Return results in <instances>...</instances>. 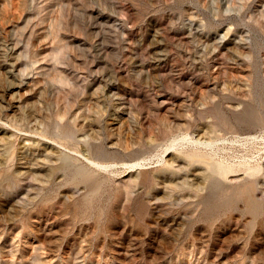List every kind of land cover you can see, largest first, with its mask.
Listing matches in <instances>:
<instances>
[{
	"label": "rangeland",
	"instance_id": "obj_1",
	"mask_svg": "<svg viewBox=\"0 0 264 264\" xmlns=\"http://www.w3.org/2000/svg\"><path fill=\"white\" fill-rule=\"evenodd\" d=\"M262 135L264 0H0V264H264Z\"/></svg>",
	"mask_w": 264,
	"mask_h": 264
},
{
	"label": "bare ground",
	"instance_id": "obj_2",
	"mask_svg": "<svg viewBox=\"0 0 264 264\" xmlns=\"http://www.w3.org/2000/svg\"><path fill=\"white\" fill-rule=\"evenodd\" d=\"M33 135L32 134H29V135L28 134H20L19 136L18 135L17 136L22 141H28V142H30L32 144H35V145H38V146H41L42 145L44 147L45 151H50V153H55L56 155H58V157L60 158V160L63 161V162H67L68 160H76V161H78L80 163H83V164L84 163H87L88 165H90V166H92L94 168H99V169H102V170L109 169V168H113L114 167L113 165L107 166L108 164L107 165H102V164H100V162H97L96 159H94V158H98V156L95 154L96 148L99 147L97 145L89 144V143H87L85 141L84 142L83 141H80L78 143L79 145L76 144V147L78 149H76V151H75V150L70 149V147H67L63 143H60L59 141H56V139L55 140H51L52 142L49 141L51 139V137L50 138L48 136L46 137V135H44L46 140H44L43 138L42 139H38V138H36ZM48 138H49V140H48ZM260 138L264 142V135H262L260 137L259 136H247V137L238 136L236 141H238L240 143L242 141L243 142H251V141H256L257 139H260ZM182 140L183 141L185 140L186 143L188 144V146L189 147H192L193 149H199V148H202V147L203 148H206V147L213 148L216 145L213 142V140H212V142L211 141L209 142L208 140H206V141H208V142H206L203 138L198 137V136H196V138H195L193 136L191 137L190 135L189 136H185L184 135V137L182 138ZM176 143H177V141H173V143L171 144V146L168 147L164 151V154L161 156L162 164L163 163H166L168 161H170L171 163L173 162L174 159L170 155H173L174 152L178 151V149H177L178 146L176 145ZM90 153L93 155V157L90 156L91 155ZM263 158H264V153H263L262 159ZM160 163H161V161H160ZM138 165H139V167H138ZM140 166H143V165L134 164L132 166L131 165L130 166L126 165L125 167H127L129 169H134V168L137 169L136 167L140 168ZM248 170L249 169H247V170L244 171L246 176H247V174L250 176V174L248 173ZM261 170H262V168L260 167V168H258L257 171L258 172H261ZM231 171H240V170H235L234 168L231 169V168L221 167V172L222 173L228 174ZM245 175H244V177H246ZM257 175H254L253 177H257ZM249 176H248V178H249ZM245 180H247V179L246 178H243L241 180V182H238L237 185H240L242 182H244L243 183V186L238 187V188H233V190H232V193L233 194L232 195H235L237 193L240 196H242L244 198V201H245L246 205L248 206V208L251 211H254V210L257 209V206H258L257 200L255 199V197H254V195L252 193V192H254V190H253V184H254L255 181H253V182H247Z\"/></svg>",
	"mask_w": 264,
	"mask_h": 264
}]
</instances>
